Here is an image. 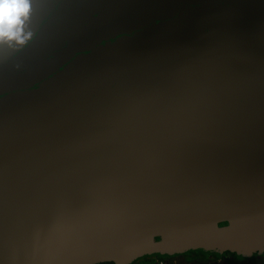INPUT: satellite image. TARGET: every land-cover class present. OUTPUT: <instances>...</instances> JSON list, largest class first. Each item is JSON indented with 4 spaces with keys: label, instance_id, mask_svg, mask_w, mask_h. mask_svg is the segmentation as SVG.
Returning <instances> with one entry per match:
<instances>
[{
    "label": "water",
    "instance_id": "1",
    "mask_svg": "<svg viewBox=\"0 0 264 264\" xmlns=\"http://www.w3.org/2000/svg\"><path fill=\"white\" fill-rule=\"evenodd\" d=\"M31 3L0 42V264L263 256L264 0Z\"/></svg>",
    "mask_w": 264,
    "mask_h": 264
},
{
    "label": "clouds",
    "instance_id": "2",
    "mask_svg": "<svg viewBox=\"0 0 264 264\" xmlns=\"http://www.w3.org/2000/svg\"><path fill=\"white\" fill-rule=\"evenodd\" d=\"M31 10V0H0V42L26 41L24 28Z\"/></svg>",
    "mask_w": 264,
    "mask_h": 264
},
{
    "label": "flooded vegetation",
    "instance_id": "3",
    "mask_svg": "<svg viewBox=\"0 0 264 264\" xmlns=\"http://www.w3.org/2000/svg\"><path fill=\"white\" fill-rule=\"evenodd\" d=\"M228 262L229 261H236L237 264H263V261H264V255L257 258V259H254V260H238V259H235V258H228L227 259ZM169 261H177V262H193V261H197V260H193V259H187V257L185 256H177V257H174V258H171L169 259Z\"/></svg>",
    "mask_w": 264,
    "mask_h": 264
},
{
    "label": "built area",
    "instance_id": "4",
    "mask_svg": "<svg viewBox=\"0 0 264 264\" xmlns=\"http://www.w3.org/2000/svg\"><path fill=\"white\" fill-rule=\"evenodd\" d=\"M264 263V261H263ZM157 264H231L228 261L225 260H220L216 263H211V262H207V261H193V262H177V261H169V260H164V261H160Z\"/></svg>",
    "mask_w": 264,
    "mask_h": 264
},
{
    "label": "trees",
    "instance_id": "5",
    "mask_svg": "<svg viewBox=\"0 0 264 264\" xmlns=\"http://www.w3.org/2000/svg\"><path fill=\"white\" fill-rule=\"evenodd\" d=\"M235 258V257H234ZM198 261V260H197ZM225 261H228V260H225ZM212 263H216V262H212ZM229 263L231 264H237V262L235 261H229ZM98 264H114L113 262H101V263H98ZM264 264V263H263Z\"/></svg>",
    "mask_w": 264,
    "mask_h": 264
}]
</instances>
